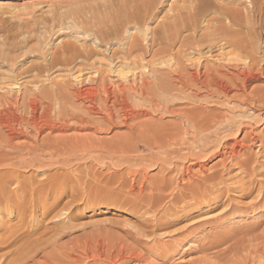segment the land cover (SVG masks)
<instances>
[{
  "label": "bare ground",
  "instance_id": "obj_1",
  "mask_svg": "<svg viewBox=\"0 0 264 264\" xmlns=\"http://www.w3.org/2000/svg\"><path fill=\"white\" fill-rule=\"evenodd\" d=\"M162 1L149 0L147 3L145 1L144 4L148 5L144 7V10L142 8L141 14L140 12L136 13V16L132 14L140 18L148 13V17L153 18L154 10L158 9ZM184 2L187 4L180 7L170 21H166L162 33L152 36L150 47L148 46L150 49L143 46L144 42L139 37L142 45L136 39L133 43L130 41L127 50H123L120 55L114 52L110 56L109 63L105 62L107 66H98L99 68L94 72L91 69V72H85L81 67L77 72L71 73L73 81L69 78L46 79L49 81L48 84L32 81L31 88H28L27 84L26 86L15 84L16 79L18 81L32 71L38 74L51 73L57 65L62 63L64 65L68 60V63L72 64V61L70 62L73 47L70 44L72 43L62 42L61 52L55 51L50 58L44 56L45 59L42 61L45 63L42 64V61L40 64L33 63L30 66L27 65L29 67L26 66V69H20L19 65L14 68L19 62L18 56H13L10 51L7 52L8 50L6 52L0 50V67L4 68V64L7 63L10 66L7 72L1 71L0 68V199L6 198L0 201V212L11 215V218H8L10 221L36 219L38 213L35 207L38 202H47L52 191L64 188L65 195L57 200L60 202L63 196L69 195L70 198L64 206L69 209L85 201L92 203V201L101 200L111 201L118 207L126 206L135 211L134 213L142 215L137 237L158 236L160 230L162 231L165 225H169V222L165 220L167 216L179 212L180 215L176 216L187 221L170 236L172 241L180 245L183 241L192 238L196 231L209 229L207 227L209 219L218 206H221V211L220 215H217L220 219H217L222 221L240 209L250 213L262 205L260 198L264 197V189H260L255 196L252 197V195L255 190L253 188L257 185L253 176L264 173V162L256 165H251L249 160L237 162L239 171L251 177L247 181L240 179L236 182L235 187L239 186L240 189V199L227 197L223 201L226 193L232 189L223 181L227 173V164H223L221 169L210 173L205 163L215 153L225 156L230 152L232 157H237L234 144L238 141H231V135L242 131L244 128H241L244 126L241 127L240 122L237 125L238 122L234 116L229 115V112L235 108L229 106L231 101L238 97L239 105L247 107L250 102L260 101L264 94L262 83L264 82V64L262 63L264 62V0H185ZM140 6L142 7L143 4ZM62 19L61 25V22L65 20ZM55 22L59 23V21ZM49 23L46 22L45 25ZM70 23L67 29L72 26ZM28 24L26 27L29 26ZM25 28L23 29L25 32L30 29L29 27L26 31ZM47 28L46 26V32H48ZM60 30L58 31L61 32ZM120 30L112 31L121 34L123 31L120 32ZM183 30L189 32L191 30V33L181 36V45L179 46L178 43L179 48L175 49ZM35 31L33 32L36 33ZM51 31L53 32L52 29ZM34 33L30 32L29 35ZM95 33L98 34V32ZM103 33L104 31L101 37ZM44 34L42 33L41 37ZM47 34L50 36L49 32ZM37 35L35 37L40 39V35ZM108 35L104 34L103 37L107 38ZM22 36L21 33L20 37ZM113 36L115 35L111 38ZM103 37L102 39L105 40ZM46 38L49 40V37L46 36ZM14 39L10 40L13 43L18 40ZM21 39L22 42L25 40ZM4 40L7 42L9 39L6 37ZM28 42L25 40L24 43ZM35 42L34 45L29 44L27 49L24 48V53L29 49L33 52L43 50L41 47H44V44L41 46L42 44L37 43L38 40ZM10 43L11 47L15 46L12 42ZM70 50L69 58L65 57ZM136 51L139 53L141 51L140 55ZM12 53L15 52L12 51ZM89 53L91 55L93 51ZM147 53L151 54V59H145ZM80 55L81 53L78 56ZM21 60H23L22 57ZM109 73H113L115 78ZM254 82H261L263 85L259 83L253 85ZM14 88L19 89L14 93L12 92ZM220 104L226 106L224 110L219 109ZM162 115H169L174 119L165 120ZM244 118L247 117L244 116ZM119 128H123L124 131L115 132L108 137H106L107 134L105 137L102 136L103 132L109 134ZM212 133L218 136L224 135L223 137L221 135L220 139L217 137L219 140L216 138L215 143L211 141L212 149L207 152ZM207 140H209L208 143L204 142ZM256 140H259L257 146L264 147V137ZM108 158H117L119 162L121 160L124 162L115 161L117 163L112 164ZM222 158L219 157V159ZM107 161H110L116 169L108 166ZM95 164H98V167L107 166V169L112 170L103 173L100 172V168L101 174L98 175L97 168H95L97 173L93 171ZM38 176L41 177L39 180ZM154 177L159 180L153 182ZM70 178L72 182V178H77L79 184L73 185L76 180L73 184L67 183L66 180ZM260 185L264 186V183ZM147 188L151 189V193L145 192ZM36 191L38 196L34 195ZM39 191L41 193L46 191L45 195ZM250 196L252 201L244 202L245 199L249 200ZM55 216H58L57 213ZM31 225L20 224L7 229V238L11 239L15 236L17 240L24 241L25 246L20 241V245L23 246L20 248L27 252L20 251V255L17 254L12 260L3 262L4 264H25L27 259L31 260L39 253L37 247L45 243L52 245L53 248L51 247L49 252L42 255V261L32 259L31 264H117L119 260L127 258L143 260L137 254L114 255L115 252L99 247L96 244L98 241L95 243L93 239H88V236L85 241H74L72 244L73 239H70L65 244L59 242V246L56 247L58 240L56 236L61 237L63 232L58 226H55L56 228L50 226L55 232L47 236L48 238L30 240V235L41 236L47 232V227L35 229ZM256 226L252 224L249 227L236 228L249 234L256 230ZM249 238L260 240L255 243L258 245L253 250L254 260L260 254H264V232L251 234ZM227 239L228 236L216 238L208 245L210 248L220 247ZM249 246L252 245L249 244ZM155 247L158 245H151V250ZM156 250L157 248L153 251ZM227 251V248L212 251L213 253L207 254L199 261V264L203 262L204 264H226L225 259L221 258L228 254ZM244 255L241 254V256ZM233 258L231 260L237 261V264H247L238 262L237 259L235 261V257ZM247 258L249 259V256ZM257 262H259L257 264H264V259ZM228 264H231V261Z\"/></svg>",
  "mask_w": 264,
  "mask_h": 264
},
{
  "label": "rangeland",
  "instance_id": "obj_2",
  "mask_svg": "<svg viewBox=\"0 0 264 264\" xmlns=\"http://www.w3.org/2000/svg\"><path fill=\"white\" fill-rule=\"evenodd\" d=\"M145 1L147 3V1H149V0H0V34H2L0 36V50L1 51L5 50V52L8 50L7 52L10 51V53L13 56H15V55L18 56L19 62H18V64H16V66H14V68L19 65L20 69H26L27 65L30 66L33 63H35V64L39 63L40 64V62L43 59H45L47 57L50 58V55L53 54L55 51L61 52L62 51L61 50L62 49L61 48L62 42L64 44L65 43H72L70 45H71V47L73 46L72 47V55L70 53L71 52V50H70V51H68V54H66V56H65L67 58H69L70 55L72 56V57H70L71 58L70 62L72 61V64L68 63L69 62V60H68V61H66L67 63L64 64L66 66H64L63 63L59 64V65H57V67L55 69H53V71L51 70L52 72L49 71L51 73L44 72L43 74H38L36 71H32L30 73H27V75H25L23 78L21 77L20 79H18V81L16 79L15 84H17L18 86H19V84H21L22 86H26V84H27V87L31 88V87H33L30 84V83H32V81L33 82L34 81L45 82L46 84H48V82H49L46 79L57 80L58 78H60L58 80H62V79H68L69 78L70 81H73L72 77L70 76L71 73L73 74V73L77 72L79 69H81V67L84 69L85 72H87V71L91 72V70H93V72H94L101 66H103V67L107 66V63H105V62L109 63V61L111 59L110 56H112L114 54V52H118L120 55L123 50L128 49V47L130 45L129 43H131V42L133 43L135 39H136V41H139L140 44H141V42H140V39H141V41L145 43V44L143 43V46L150 49L149 44L152 41V36L159 35V32L161 34L162 30L164 29V25L166 24V21L167 22L170 21L173 18V15H175L176 12L180 9V7L184 6V4L186 5L187 2H184L185 0L184 1L183 0H163L162 3L159 4L158 9L154 10V17L155 18L154 17L149 18L148 13L145 14L144 16H141L140 18L134 17V15L136 16V13L139 14V12H140V14H141L142 8L144 10V7L148 5V4L146 5V3L144 4ZM140 4L141 5L143 4V6L141 7ZM136 6H137V8H136ZM241 7H243V6H241ZM134 11H136V12H134ZM124 12H126L127 15ZM122 13H124V14H122ZM143 13H145V12H143ZM143 13H142V15H143ZM120 14L124 15V16H121ZM119 15H120V19L118 20L119 21L118 22L117 17L119 18ZM130 15H131V17H130ZM123 17L126 19H124ZM146 17H148V18L146 19ZM62 18L65 20H63ZM134 18H136V21H134L135 20ZM144 18H145V21H143ZM56 19H58V20H56ZM61 19L63 20L61 22L62 25L60 24ZM122 19H124L125 21ZM54 20L57 22L59 21V23L56 24V22ZM34 21H36V22H34ZM120 21L122 22V25H121ZM32 22L34 24L36 23L35 24L36 26ZM46 22L47 23L50 22V23L45 25ZM69 22H71L70 24L73 26V27L72 26L68 27V29L70 31L67 29V26H70L68 24ZM144 22H146V23H144ZM27 23H29L28 24L29 26L26 27ZM20 24H22V25H20ZM59 24H60V26H59ZM64 24H65V26H63ZM160 24H162L163 28H161L162 26ZM19 25L21 28L19 27ZM31 25L33 26V28L31 27ZM125 25H127V26H125ZM46 26L48 27L47 29H48L50 36L52 35L51 37L47 34L48 32L45 31ZM56 26H58V27H56ZM62 26L64 28H62ZM77 26H78V30H77ZM121 26H122V28H124V26H125V28H124L125 30L124 29L122 30ZM23 27L24 28L26 27L25 28L26 31L29 29V27H30V29L27 32H25L23 30L24 29ZM41 27L43 28V30ZM117 27H119V28H117ZM70 28H72L73 30ZM108 28H109V30H107ZM9 29H10V34H9ZM11 29H12V31H11ZM35 29H36V31H35ZM51 29L53 30V32L51 31ZM82 29H83V31H81ZM113 29L115 31H118V29H121L120 32L121 31H123V32L120 34L118 32L112 31ZM58 30H60L61 32H59ZM106 30H107V32H105ZM153 30H156V31H153ZM33 31H35L37 34L39 32V34L37 35ZM103 31H104V33L102 34V37L104 34L108 35V33H110V34L113 33L112 35H115L117 37L113 36V38H111L112 35L109 37V35H110L109 34L107 36V38L105 37L106 35L103 37V38H105V40H104L101 37V33ZM108 31H110V32H108ZM30 32H32L34 34H31L32 35L31 36V35H29ZM88 32H91L90 34H92L93 36L90 35ZM95 32H98V34ZM21 33L23 34L22 37H20ZM25 33H27V34H25ZM42 33L43 34L46 33V34H44L43 37H41ZM86 33H88V34H86ZM93 33H95L97 35L95 36V34H93ZM116 33L119 35H117ZM190 33H191V30H190V32L184 31V30L181 32V35L179 36V41L177 40V42H176L175 49L179 48V46L181 45L180 44V40L182 39L181 36H183V35L185 36V35H188ZM3 34L9 39L8 40L9 42L8 41L5 42L4 38H6V37H4ZM27 35H29V37H26ZM36 35L37 36L40 35L41 38L40 37H39L40 39L36 38L35 37ZM99 35H100V37H99ZM46 36L49 37V40H47L48 38H46ZM135 36H137V38ZM2 37H3V40H2ZM97 37L100 40H98ZM139 37H140V39H139ZM13 38L18 39L17 41H15L17 43H15V42L13 43V41H11V40H13ZM21 38H24L26 40V42H28V41H30V42L25 44L24 43L25 40L22 42ZM35 38H36V40H35ZM93 39H96V40H93ZM142 39H144V40H142ZM37 40H38L37 43H39L40 45L42 44L41 46H43V44H44V47L45 46L48 47V48L41 47V48H43V50L46 49L45 50L46 52L41 50V49L37 52H33L32 50L30 51V49H29L28 52L24 53V48L27 49L29 44H31V45L36 44V42L34 43V41H37ZM45 40H47V42ZM2 41H4V42H2ZM19 41H21V42H19ZM44 41H45V43H44ZM64 41H66V42H64ZM67 41H69V42H67ZM10 42L15 44V46L17 44V46L11 47L12 44ZM4 43H5V46H3ZM7 43L10 44V46H8ZM178 43H179V46H178ZM6 44H7V47H6ZM19 44H21V46H19ZM23 44H24V46H23ZM2 46H3V48H2ZM50 48H51V50H48ZM77 48H78V50H77ZM22 50H23V52H22ZM47 50H48V52H47ZM81 50L83 51V53ZM12 51L15 52L16 54L12 53ZM41 51H43V52H41ZM84 51H85V53H84ZM88 51L89 52L93 51V53L91 54L92 56L90 55V53ZM49 52H50V54H49ZM136 52H138V55H140V53H141V51H140V53H139V51H136ZM42 53H44V55ZM80 53H81V55H80L81 57L78 56ZM135 53H134V55H135ZM86 54H88V55H86ZM148 54H149V56H148ZM83 55L87 56V57H84ZM24 56H26V57H24ZM44 56H45V58H44ZM74 56L75 57L77 56V57L75 58ZM90 56H91V58H89ZM150 56H151V54L147 53V55L145 56V59L148 60L150 58ZM21 57L23 60H21ZM82 57H84L85 59L84 58L81 59ZM86 58H88V59H86ZM151 58H152V56H151ZM22 62H25L24 63L25 65L22 64ZM100 62H102V63H100ZM41 63L43 64V63H45V61H42ZM262 63L264 64V62H262ZM4 65H5V66H3L4 68L0 67L1 71L4 70V72H7L8 71L7 68L9 69V67H10L9 63L4 64ZM29 66H27V67H29ZM58 66L59 67L61 66L62 68L61 67L58 68ZM109 74H112L111 77H114L113 73H109ZM52 77H54V79H52ZM258 83H259V85L264 84V82H262L263 84L261 82H257V83L254 82L252 84L255 85ZM28 85H30V87ZM18 89L14 88L13 89L14 91H12V89H10V90L15 93L18 91ZM238 100H239V98L236 97V99L232 100L231 104H229L230 107H235V108H233L232 112H229V115L234 116V118L238 122L237 125L242 123L243 125L241 124V127L244 126L241 128V129L244 128L242 131H238L235 135L230 134L232 136L231 141H233V142L235 140H236V142L238 141L237 144H234V146H236L234 150L237 153V157H235V158L232 157V154H230V152H228V151H231V149H228L227 155L222 156V154L219 155V154L215 153V154L211 155V157L205 163L206 164L205 166L207 168H209L208 172H210V173H212V171L221 169L223 167V164H225V165L227 164V166H226L227 167V173H225L226 175L224 176L223 181L225 182V184L229 188H232V189L230 192L226 193V195H225L224 199H222V201L226 200L227 197H229V198L234 197L236 199H240V197H239V190L240 189H239V186L235 187L237 185L236 182L240 179L247 181L251 177V176H245L241 171H239V169H238L239 165L237 164V162L249 160V163L251 165L261 164L264 162V147L257 146L258 145L257 143H259V140H256L259 137H261V138L264 137V131H263L264 130V94H262V99L260 101L250 102L247 105V107H242V105H239ZM225 107H226L225 105H222V104L219 105L220 110H221V108H223L222 110H224ZM243 113H244V116L247 118H244ZM240 114H241V116H239ZM157 116H159V115H157ZM162 118H164L165 120L174 119V117L169 116V115L168 116L162 115ZM118 130H116V131L114 130L113 132H109V134L103 132L102 136L105 137V135L107 134L106 137H108V136L113 135L115 132L124 131L123 128H119ZM221 135L222 134H220L219 136L215 135L213 133L211 134L212 138L209 139L210 140V143H209L210 147H209V150H208V148L206 149L207 152L211 151V149H212L211 145H213L212 142L214 141V143H215L217 141V139L222 138L224 134L222 135V137H221ZM230 135H229V137H230ZM213 136H214V139H213ZM209 140L204 141V142L208 143ZM207 143H205V145ZM232 145H233V143H232ZM197 150H198V148H197ZM239 150H240V153H239ZM206 151L203 150V152H206ZM219 157H223V158L219 159ZM237 158H239V159H237ZM108 159L112 161V164L115 161H117L118 163H120L121 161L124 162L123 160H121L119 162V160L117 158H114V159L108 158ZM107 162H106V164H108V166H112V164H110L111 163L110 161H107ZM117 162H115V163H117ZM95 166L96 167L93 168V171H95L97 173V169H98V175L101 174L100 172H103V173L106 172L107 173L108 171L110 172L112 170V169L111 170L107 169V166L104 167L101 165L102 167H98V164H95ZM113 167L114 166H112V168ZM95 168H97V169H95ZM50 169L55 170V168L54 169L50 168ZM99 169H100V172H99ZM253 177H254V180L256 179L255 181L257 182V185L253 188V189H255L254 190L255 193L253 192L254 195H252V197L255 196L256 194H258L260 189L261 190L264 189V186L260 185V183H264V173L255 174ZM40 178L41 177L38 176L37 179L39 180ZM158 178H159V176H158ZM158 178L154 177L153 178L154 181H153V179H152V181L156 182L157 180L160 179V178L159 179ZM72 180H73V182L76 180L74 182V184L71 181V178L69 180H66V182L69 184H71V182H72L73 185L79 184L77 178H75V179L72 178ZM102 184L105 185L104 183H102ZM259 187H261V188H259ZM64 190H65L64 188H61V190L59 189V191H52V193H50V195H49L50 198H48L47 202H45V201H41L40 203L38 202V204L36 205V207L38 209L35 207V210L38 213L37 214L38 216L36 219L32 220L31 218L30 219L27 218V219H24L22 221L12 219V221H10V219H8V218H11V215H9L7 212H5V213L0 212V215L2 214V216H3V218H1L2 216H0V218H1L0 219V260H1L0 264H2L3 262H8L10 259L12 260L13 258H15L17 256V254L20 255L22 251L27 252V250L20 248V247L25 246L23 244L24 241L20 240L21 244L23 245L22 246V245H20V241L17 240L18 238H15V236H13L11 239H9L10 237L7 238L8 237L7 229L8 230L12 229V227L13 228L17 227L20 224L21 225H27V224L31 225L32 224L31 227L35 228V229H43V228L47 227L46 228L47 232L45 233V235L44 234L41 236H39V234L30 235V237H29L30 240L32 238H33L32 240H36V239L39 240V238L42 239V237L46 239L47 236H50V234L52 235V233L55 232L52 230V228L50 226H52L53 228H56L55 226H58L59 230L61 232L63 231L62 234L63 233L64 234L63 235L61 234V237H59L60 235L56 236L58 239L56 241V244H55L56 247L59 246V242L61 244H65L70 239L71 240L73 239L72 244H74V241L75 242L85 241V238L87 240V236H88V239L89 238H91V240L93 239V241H95V243L98 241V243H96V244H98L99 247H101L105 250L107 249L109 252L112 251V253L115 252L114 255L119 256L121 254H124V255L125 254L126 255L137 254L138 256H141V259L143 258V260H140V261L138 259L132 260L130 258H127V259L119 260L117 262V264H199V261L204 259V257L207 254H210V252L213 253L214 251H217L221 248H227L228 249V251H227L228 254H226L225 257L221 258V259H225L226 262H224L223 260H222V262H224L226 264H228L230 261H231V264H237L236 259L238 260V262L241 261V262H245L247 264H255V263L257 264V263H259L257 261H262L264 259V254H260L259 256L261 259L258 256L256 258L257 261H255L256 259L253 260V257L255 255V252L253 250H254V247H256V245H258L255 243H257V241L259 242L260 240H255V239L252 240L249 238V236L251 234H254V233L260 234V232L261 233L264 232V204H263L264 203V197L260 198L261 199L260 202H262V205L257 210L251 211L250 213H246L243 209L239 208L240 211L234 212L231 216H229V218H226L222 221L219 220L220 216H217V215H220L219 212L221 211L220 210L221 206H218L216 209L213 210V212L211 214V218L209 219V222L207 225V227L209 229H205L203 231H196L193 234L192 238L185 240L182 243H180V245H178L177 243L172 241V237L170 235L176 233L178 231V229H180L182 227V225H184L187 221L185 219L183 220L180 216H176V215H180L179 212L174 214V215L169 214L167 216V218L165 220L167 223L169 222V225H167V226L165 225V227L162 229V231L160 230V233L158 236H156V237H154V236L148 237L147 236L146 237V235H141L140 237H137V234L139 233L138 231H140V229H139L140 228L139 226L141 224L140 220L142 219L141 218L142 215H140L139 213L138 214H136L137 212L134 213L135 211H133L132 209H130L128 207L126 208V206L118 207L114 203H111V201H104L103 202L101 200L99 202H97V201L93 202L92 201V203H91V201H85L84 203H87V202L88 203L87 204L83 203V204L77 205L75 207L73 206V208L69 209V208H67V206L64 207L66 201L70 198L69 195H68V197H67V195H66V197L63 196L62 200L60 202H59V200H57V198L61 197L62 195H65ZM61 191H62V194H61ZM36 192L34 195L38 196L37 195L38 191H36ZM45 192L46 191H42V193L41 192L40 193L42 195H45ZM145 192L151 193V189L147 188ZM39 196H40V194H39ZM252 197L250 196L249 200L245 199L244 202L252 201V199H251ZM2 199H0V201H4V199H6V198H2ZM55 200H56V202H54ZM44 206H45V208H44ZM68 206H70V205H68ZM63 207H64V210L66 209L65 211L63 210ZM70 207H72V206H70ZM234 208L236 209L238 207H234ZM56 213L58 216H55ZM172 218H175V219H172ZM217 218H219V219H217ZM3 220H5V221L2 222ZM252 224H254L255 226L257 225L255 228L256 230H254V232L249 233V234L246 231H244V232L239 231V229L237 230V228H236V227L245 228V226L249 227V225H252ZM49 227L52 231L49 229ZM226 236H228V239L226 240V242L224 244H221L220 247H215L216 249L209 247V245H208L209 242H213L216 238H222V237H226ZM34 238H36V239H34ZM243 238L244 239L246 238L245 241ZM18 243L20 246L18 245ZM25 243H28V242H25ZM153 244L156 246L158 245V247L154 248V249L157 248L156 251H153L154 249L151 250V245H153ZM176 244H177V246H176ZM249 244L252 246H249ZM69 245H71V244L69 243ZM39 246L37 247L39 253H37V255H35L33 258H31V260L27 259L26 262L24 261L25 264H31L33 260L34 261H42L43 260L42 255L44 253H46L47 251L49 252L51 247L53 248L52 245L47 244V243L42 244L40 247ZM17 248H19V249H17ZM250 248H252V249H250ZM242 249H243V251H242ZM251 250H252V252H250ZM19 252H20V254H19ZM245 253H246V255H244ZM241 254H243L244 256H241ZM227 255H229V256H227ZM231 255L233 257H235L236 262H233V260H231L233 258V257L231 258ZM248 256H249V259L247 258ZM229 257H230V259H229ZM213 260H214V258H213ZM130 261H132V262H130ZM204 263L205 262H203V264Z\"/></svg>",
  "mask_w": 264,
  "mask_h": 264
}]
</instances>
